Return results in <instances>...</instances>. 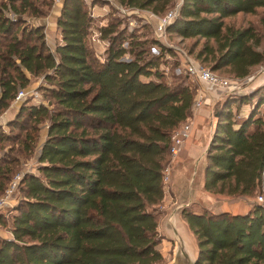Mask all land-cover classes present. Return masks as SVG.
Returning <instances> with one entry per match:
<instances>
[{"label": "trees", "instance_id": "1", "mask_svg": "<svg viewBox=\"0 0 264 264\" xmlns=\"http://www.w3.org/2000/svg\"><path fill=\"white\" fill-rule=\"evenodd\" d=\"M115 1L159 15L173 3ZM259 8L258 25L225 22ZM59 10L61 40L51 48L42 25H28L22 15L42 14L34 0H0V112L32 76L44 75L48 94L47 102L41 93L18 101L11 124L21 133L0 130V140H15L30 154L48 120L38 173H23L20 197L0 214V226L10 233L0 234V264H159L163 169L172 133L191 113L198 89L187 75L173 74L172 83L163 79L161 59L174 52L150 22L151 39L139 38L113 20L96 25L88 0H61ZM95 29L107 42L103 54L92 38ZM165 33L204 38L198 59L213 71L228 67L234 77H245L264 61V0H181ZM255 96L240 120L227 104L218 111L205 170L211 192L251 196L264 188V111L255 108L264 103V84L233 102ZM26 116L30 130L17 124ZM17 164L15 156L0 159V193ZM198 210L183 211L199 247L196 264H264V206L254 203L243 213Z\"/></svg>", "mask_w": 264, "mask_h": 264}, {"label": "rangeland", "instance_id": "2", "mask_svg": "<svg viewBox=\"0 0 264 264\" xmlns=\"http://www.w3.org/2000/svg\"><path fill=\"white\" fill-rule=\"evenodd\" d=\"M90 4V10L94 12L95 24H105L108 21H114L117 23V26L120 28H129L127 31H131L135 33L136 37L139 38H150L153 36L152 26L146 25V22H150L155 27L158 21L159 14H154L149 10H141L139 8L134 7H124L118 4L115 0H97L95 4L92 3V0H88ZM181 0H173L171 8L169 11H176L178 5ZM37 6H39L42 10L41 15H31L29 13H23L25 16L26 22L28 25H42L45 31V39L51 48H54L56 43L61 40L60 31L57 32V23L56 19L60 13L61 0H34ZM112 11V13H110ZM123 11V12H122ZM11 14L10 11L7 12ZM263 9L259 8L256 13H237L233 16H228L225 18V22L233 27H244L249 23H254L258 25V19L262 15ZM165 14V13H164ZM163 15V14H162ZM120 21V22H118ZM95 31H97L95 29ZM94 32V31H93ZM168 41L167 46L173 50L172 53H166L160 62V69L165 71V75L163 79L167 82H175V75H187V82L191 85L197 87V89L201 86L200 83L195 80L193 77L189 76L187 73V65L190 62H196L206 68L211 70L209 61H201L196 57V52L200 49L201 45L204 42V38H186L182 39V37L176 34L167 33ZM212 42V40L210 41ZM122 44L124 46L128 45V40L124 39ZM150 43H147L148 46ZM107 45L106 40L100 41L96 44V48L100 54H103L104 49ZM155 47V46H153ZM152 47V48H153ZM157 48V47H155ZM261 49L264 48V41L260 44ZM158 49V48H157ZM191 50V51H190ZM152 51V50H151ZM130 56L127 54L126 58ZM213 71V70H212ZM216 74L228 78L231 80L233 89H225V90H217L214 91H206V95L211 94V100L209 101L210 106L212 107V112H218L219 109H223L225 104H227L228 108L232 111V116L234 120H240L244 117L250 108L253 107V104L256 101V96L253 97L250 101H237L233 102L236 97H240L244 94H251L255 92L257 88L264 84V61L260 64H257L252 67L250 73L245 77H234L228 70V67H223L221 69H217L215 71ZM47 85V81L44 78V75L32 76L30 83L23 87L25 89H36L39 94L41 93L43 96V102L48 101V94L43 89L44 86ZM22 89V88H20ZM19 89V90H20ZM18 90V91H19ZM45 95V96H44ZM210 96V95H209ZM31 98V97H29ZM29 102L33 101L32 99H28ZM206 99L204 100V104ZM19 103L11 102L9 107L0 112V119H2V124L0 126V130L5 133L15 134L21 133V130L18 127H14L11 124L17 118V113L19 111ZM255 106V105H254ZM256 113L261 114L264 111V103L261 105H256ZM201 110V108H200ZM33 121L30 120L28 116L26 118H22L20 120L19 125L22 127H27L29 129L30 125L32 126ZM47 126L48 120H45L41 123L38 131V143L34 149V151L30 154L24 153L21 151L20 146L15 140H0V159L15 156L18 158V164L16 168H18L13 176L20 172H25V170H32L38 173L36 170L37 166V155L39 153L42 142L44 141L47 134ZM30 130V129H29ZM0 131V133H1ZM24 131V130H23ZM13 178V177H12ZM11 178V179H12ZM256 194V193H255ZM254 194V195H255ZM254 195L249 197L254 198ZM170 196H168L166 202H169ZM14 202V200H13ZM16 202V201H15ZM10 220V216L8 217ZM0 234L1 235H10L8 233L7 228L4 226H0ZM161 236V235H160ZM172 244L162 239L159 243V249L163 255V261L160 264H167L172 258Z\"/></svg>", "mask_w": 264, "mask_h": 264}, {"label": "built area", "instance_id": "3", "mask_svg": "<svg viewBox=\"0 0 264 264\" xmlns=\"http://www.w3.org/2000/svg\"><path fill=\"white\" fill-rule=\"evenodd\" d=\"M179 6V5H178ZM178 9V7H177ZM177 9L176 11H169L168 13H165L161 16H158V21L155 26V31L157 33V36L161 38V40L167 44L168 38L166 36V27L169 23L173 21L175 16L177 15ZM123 12V11H122ZM91 14L94 15L93 10H91ZM93 40H95L97 43H99L101 40L98 38V32H94L92 36ZM153 51L158 52V49L153 47ZM187 73L189 76L195 78L199 83L200 87L198 88V92L194 98L192 107H191V113L192 116L189 115L184 122L180 124L179 127H177L171 136L170 146H169V152H170V161L173 160L175 157L179 156L184 143L187 139L191 137L192 134V126H193V116L197 113V111L203 106L204 100L206 95V91H214L217 90H225V89H233L232 82L228 78H224L209 68H206L196 62H190L187 65ZM234 85V84H233ZM24 97H33V98H40V94L38 90L36 89H20L13 102L19 101L21 98ZM32 171L30 170H25ZM24 172H20L13 176V178L9 181L7 187L5 190L0 193V210L1 209H9L15 201L18 200L20 197L17 194V186L18 183L22 177ZM171 174V168L168 164L163 169V182L167 185ZM14 200V202H13ZM253 203L259 204L264 206V188H261L252 199Z\"/></svg>", "mask_w": 264, "mask_h": 264}, {"label": "water", "instance_id": "4", "mask_svg": "<svg viewBox=\"0 0 264 264\" xmlns=\"http://www.w3.org/2000/svg\"><path fill=\"white\" fill-rule=\"evenodd\" d=\"M218 112H215L207 122L206 129L202 131V138L206 143L199 154L194 157L193 164L190 167V179L186 184V188L190 189L195 183V178L197 175H203V188H205V170L207 166V153L210 148V144L213 140L215 134L216 125L218 121ZM183 160L181 156H177L173 159L171 164V174L170 179L167 183L170 189L175 190V169L176 165L180 164ZM207 190V189H206ZM177 193V192H176ZM176 197V201L171 203L168 207H164L162 211L164 212L163 217L159 221V233L161 236H165L174 242L172 248V258L167 264H196L198 260L199 247L197 239L191 230L189 224L183 217V211L188 208L191 204V200L186 197L184 193H177L179 196ZM205 208L213 213H223L225 211H218L212 207L209 202H201ZM6 209H1L0 214H6ZM160 264V263H159Z\"/></svg>", "mask_w": 264, "mask_h": 264}, {"label": "crops", "instance_id": "5", "mask_svg": "<svg viewBox=\"0 0 264 264\" xmlns=\"http://www.w3.org/2000/svg\"><path fill=\"white\" fill-rule=\"evenodd\" d=\"M56 30L57 32H59L58 27L56 28ZM209 95L205 97L206 102L201 107V110L199 109L197 113L192 117L193 118L192 134L191 137L185 141L184 146L179 154V156H181V159L183 161L180 164H177L175 169V176H174L175 190L177 193L186 194V197H188L189 200H191V204L188 208H194L196 212L199 211L198 210L199 208L207 210L205 206H203V204L201 203L202 201H204L212 204V207H214L215 210L218 211L243 213L246 212L254 204L252 200L253 198L247 195L230 196L224 194H217L209 190H206L203 188L202 174L196 176L193 187H191L190 189L186 188L188 179H190L191 176L190 167L193 164L194 157L200 153V151L202 150V148L206 143L204 140H201L202 131L207 127L206 121L210 122L209 118L213 116V113H211L212 107L210 106L209 103V101L212 98H211V94ZM189 115L192 116V113H190ZM172 162L173 160L171 161L169 160L170 167ZM176 192H174V190L170 189L169 186L166 185V191L163 199V205L161 206V216L159 218V221L164 215L162 209L164 207H168L171 203L176 201V197H175ZM177 193L176 195L178 197L179 195ZM168 196H170V200L169 202H166ZM159 221H158V231L160 230ZM161 237L167 242H170L173 248L174 242L171 239H168L165 236H161Z\"/></svg>", "mask_w": 264, "mask_h": 264}]
</instances>
